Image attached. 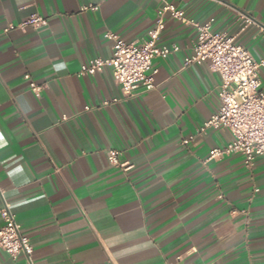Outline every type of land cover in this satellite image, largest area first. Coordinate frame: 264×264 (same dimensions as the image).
I'll return each mask as SVG.
<instances>
[{"label":"crops","instance_id":"1","mask_svg":"<svg viewBox=\"0 0 264 264\" xmlns=\"http://www.w3.org/2000/svg\"><path fill=\"white\" fill-rule=\"evenodd\" d=\"M164 1L190 24L164 17L157 45L180 51L153 60L152 90L125 96L111 67L79 75L112 57L107 33L146 41ZM33 15L47 25L5 32ZM211 20L264 58V0H0V226L8 204L33 247L0 264H264V156L210 160L232 135L197 134L221 78L184 61Z\"/></svg>","mask_w":264,"mask_h":264},{"label":"built area","instance_id":"2","mask_svg":"<svg viewBox=\"0 0 264 264\" xmlns=\"http://www.w3.org/2000/svg\"><path fill=\"white\" fill-rule=\"evenodd\" d=\"M97 9L89 6L83 8ZM190 24L185 12L174 4L164 1L158 12L156 27L148 39L141 44L129 43L113 33H107L105 38L113 43V55L109 59L95 58L81 67L80 76H94L106 67H111L113 77L122 87L125 96L140 86L152 90L154 86L153 60L166 59L178 53V46H158L157 41L164 30V17ZM247 23L251 20L247 19ZM213 20L205 24H194L198 30V38L193 46V55L184 61V65L202 64L208 62L213 72L221 78L219 90L220 108L211 118L198 129L197 134H205L210 129L228 130L232 141L221 148L210 151V160H219L232 154H241L244 165L251 168L258 156H264V92L261 91L260 73L264 69V58L255 59L248 50L235 43L222 33L212 30ZM47 25V20L39 15H33L18 26L10 25L5 32L28 27L38 29ZM45 86L30 84V89L39 94ZM116 102V100H113ZM105 102L104 104H110ZM87 110L89 108H86ZM195 136L184 140L188 144ZM119 151L111 150L108 161L113 166H120ZM4 224L0 226V251L12 259L24 255L28 258L33 253L30 240L21 234V227L16 223L10 206L5 204L2 210Z\"/></svg>","mask_w":264,"mask_h":264}]
</instances>
